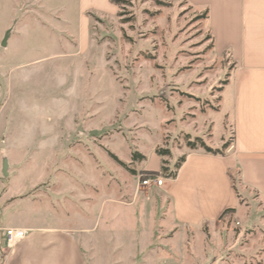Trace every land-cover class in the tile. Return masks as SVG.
Returning a JSON list of instances; mask_svg holds the SVG:
<instances>
[{
  "label": "rangeland",
  "instance_id": "374dc122",
  "mask_svg": "<svg viewBox=\"0 0 264 264\" xmlns=\"http://www.w3.org/2000/svg\"><path fill=\"white\" fill-rule=\"evenodd\" d=\"M90 3L104 11L0 0L3 243L8 225L44 222L75 231L89 264H264L253 195L237 216L187 226L161 187L142 185L160 149L164 176L207 152L201 140L231 150L234 68L215 53L206 13L185 0H122L115 14Z\"/></svg>",
  "mask_w": 264,
  "mask_h": 264
},
{
  "label": "crops",
  "instance_id": "0c3cea01",
  "mask_svg": "<svg viewBox=\"0 0 264 264\" xmlns=\"http://www.w3.org/2000/svg\"><path fill=\"white\" fill-rule=\"evenodd\" d=\"M185 1L206 13L215 53L227 56L234 68L228 89L234 128L231 150L223 155L190 151L176 175L165 176L161 187L174 222L199 226L239 215L242 196L253 195L264 204V0ZM89 3L80 0L82 15L96 7ZM110 3L115 14L117 5L104 0L106 7ZM153 157L157 165L150 168L156 171L161 158ZM8 226L26 229L27 234L9 247L2 240L5 227H0V264H89L75 231L44 222Z\"/></svg>",
  "mask_w": 264,
  "mask_h": 264
},
{
  "label": "built area",
  "instance_id": "2783aa9c",
  "mask_svg": "<svg viewBox=\"0 0 264 264\" xmlns=\"http://www.w3.org/2000/svg\"><path fill=\"white\" fill-rule=\"evenodd\" d=\"M165 180V176L163 174H153L148 175L142 180V185L144 186H156L162 187ZM27 234V230L23 228L11 227L6 229L7 235V246H11L15 244L17 241L23 239Z\"/></svg>",
  "mask_w": 264,
  "mask_h": 264
},
{
  "label": "trees",
  "instance_id": "16d2710c",
  "mask_svg": "<svg viewBox=\"0 0 264 264\" xmlns=\"http://www.w3.org/2000/svg\"><path fill=\"white\" fill-rule=\"evenodd\" d=\"M121 1H122V0H111V2H112L113 4H115V5H119V3H120ZM189 145L192 146L193 148L196 147L195 144H194V142H190ZM201 146L204 147V148L207 150V152H209V153H213V154H221V155L224 154V153H222V151H220V150H212V148H210L209 146H207L206 143H205L203 140H201ZM156 153H157L158 156L162 157L163 155L167 154L168 152H167V150H164V149L162 150V149H160V150H158ZM116 159H117V158H116ZM184 159H185V156L182 157L180 163H178V164L176 165V169H175V171H171V172H169V173H166V171H168V168L165 167V166H162V169H163V171L165 172V173H164L165 176H166V177H174V176L176 175L177 170H178V168L180 167L181 163L184 161ZM117 161H118L120 164L125 165V163L122 162L121 160H118V159H117ZM153 174H158V173H157V172H154V171H150V172H147V175H146V176H148V175H153ZM227 211H229V210H227ZM230 211H231V210H230Z\"/></svg>",
  "mask_w": 264,
  "mask_h": 264
}]
</instances>
